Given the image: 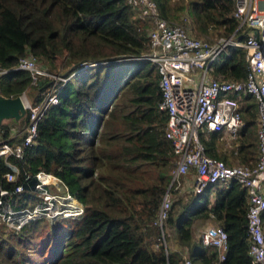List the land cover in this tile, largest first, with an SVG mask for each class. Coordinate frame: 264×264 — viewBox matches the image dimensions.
<instances>
[{
  "label": "trees",
  "instance_id": "1",
  "mask_svg": "<svg viewBox=\"0 0 264 264\" xmlns=\"http://www.w3.org/2000/svg\"><path fill=\"white\" fill-rule=\"evenodd\" d=\"M155 2L167 19L188 15L197 35L228 34L237 23L234 0ZM135 11L128 0H0V65L14 66L31 51L45 67L66 77L56 84L58 102L38 119L35 142L24 146L22 157L8 156L19 168L15 179L5 178L10 168L0 155V186L29 188L33 173L45 169L57 174L85 205L80 217H64L39 241L42 219L0 232V264H179L184 254L196 264H252L246 190L236 180L227 187L208 184L202 192L175 193L164 221L170 229L165 245L155 244L160 228L153 220L175 153L165 136L167 113L158 107L156 63L119 60L149 51L151 25ZM90 62L96 63L83 66ZM212 64V73L222 77L243 78L248 70L245 51L237 46L221 52ZM45 86V81L33 83L24 68L0 75V93L6 95L32 87L37 89L33 101H38ZM240 112L243 124L233 152L241 162L253 163L259 155L253 93L242 98ZM26 122V113L2 120L0 138L22 140ZM221 133L199 131L205 151L230 162L217 147ZM205 218L227 232L220 260L216 247L194 234V222ZM261 218L264 227V211ZM48 244L50 253L45 254Z\"/></svg>",
  "mask_w": 264,
  "mask_h": 264
},
{
  "label": "built area",
  "instance_id": "2",
  "mask_svg": "<svg viewBox=\"0 0 264 264\" xmlns=\"http://www.w3.org/2000/svg\"><path fill=\"white\" fill-rule=\"evenodd\" d=\"M128 1L136 8V13L152 20L148 32L149 51L132 55L129 59L146 58L157 65L161 88L158 107L167 113L165 136L170 139L175 153L170 181L153 220L160 228L155 244L162 241L165 245L164 221L172 203V193L185 174H193V190L196 192H202L208 184L227 187L236 180L246 190L248 253L252 264H264L261 218L264 211V0H234L236 26L228 34L212 39L192 35L180 23L160 15L155 0ZM230 46L245 51L248 70L243 78L212 73L213 61L221 52H229ZM13 67L27 69L33 83H39L42 78L46 95L38 101L24 99L27 122L22 140L9 142L0 139V155L6 159L10 154L22 157L24 146L35 142L38 119L48 105L58 102L56 84L58 79L66 78L58 76L55 82L48 83L45 79L53 75L31 51L22 54L14 66L0 65V75ZM248 93H253L257 101L259 155L253 163H228L205 151L199 131L214 130L235 138L243 124L241 101ZM6 162L10 170L4 173L5 178L15 179L19 171L17 164L8 159ZM24 190L26 194L22 193ZM84 210V203L49 170L35 171L29 188L21 184L13 189L0 186V221L8 228L19 229L34 219L55 221L80 217ZM200 238L204 244L216 247L219 260L225 257L227 232L222 225L208 224L201 231ZM179 264L196 263L184 254Z\"/></svg>",
  "mask_w": 264,
  "mask_h": 264
},
{
  "label": "rangeland",
  "instance_id": "3",
  "mask_svg": "<svg viewBox=\"0 0 264 264\" xmlns=\"http://www.w3.org/2000/svg\"><path fill=\"white\" fill-rule=\"evenodd\" d=\"M176 1H178V0H176ZM181 11H183V10H181ZM180 11V12H181ZM135 14V16H137V17H139L140 19H145V20H147L148 21V23L150 24V25H152V20L149 18V17H147V18H143V17H146V16H140L138 13H134ZM180 14V13H179ZM172 21V22H175V23H180L181 25H183L186 29H187V31L190 33V34H192V35H195V36H198V37H202V38H207V39H212V38H215V37H217L218 35H220V34H217V33H213V34H211V35H209V38L208 37H206V36H204V35H197L196 33H195V31H194V28H191L192 27V23H191V21H190V17L188 16V15H186V14H183L182 16L181 15H179V18H176V19H169V21ZM151 27V26H150ZM192 29V30H191ZM126 59H129V57H121V58H119V60H126ZM40 62V61H39ZM103 62H107V61H103ZM42 65L44 64V63H42V62H40ZM45 66V65H44ZM47 69L51 72V74L53 75V76H49L48 78H46L45 80H47V82L49 83H52V81L53 82H55V80H56V77H58V76H62L59 72V70H52L51 68H49L48 66H47ZM55 75V76H54ZM66 79V78H65ZM49 87V86H48ZM46 90V89H45ZM43 91V94H42V97H44L45 95H46V91ZM37 92V89H35V88H32V87H30V88H28V89H26L25 91H23L21 94H22V96H23V98L24 99H29L30 101H33V99H34V96H35V93ZM3 120H6V119H3ZM1 137V136H0ZM1 139V138H0ZM218 141H219V143H218V145H217V147H218V150H223V151H225L227 154H228V157H229V159H230V162H228V163H238V162H241L239 159H238V157L235 155V153L233 152L234 151V149H235V138H230V137H227L225 134H220V136H219V138H218ZM242 163V162H241ZM175 195V194H174ZM68 218H70V217H68ZM62 219H64V218H59V219H57V220H55V221H47V220H42L41 222H43V223H45V225H43V226H41V229H39L38 230V232H37V235H36V240L37 241H39V240H42V239H44L45 238V236H46V233H47V231L49 230L48 228H53L54 227V224L56 223V222H58V221H60V220H62ZM65 221H63L62 223H64ZM196 223L197 222H199V223H201L202 225H200V227H198V229H197V232L200 234L201 233V231L208 225V224H217V222L214 220V219H212V218H205V219H203V220H196L195 221ZM10 228H8L3 222H1L0 221V232H3V233H9L10 232ZM166 232L167 233H169L170 232V229L169 228H167V226H166ZM171 241V242H170ZM167 242L168 243H170L171 245L172 244H175L172 240H167ZM175 246V245H174ZM49 247H51V244H50V246H49V244H48V246L44 249L46 252H45V254L47 253V252H49V251H47L48 249H49ZM50 253V252H49ZM48 253V254H49ZM35 258H39V257H36L35 256Z\"/></svg>",
  "mask_w": 264,
  "mask_h": 264
},
{
  "label": "water",
  "instance_id": "4",
  "mask_svg": "<svg viewBox=\"0 0 264 264\" xmlns=\"http://www.w3.org/2000/svg\"><path fill=\"white\" fill-rule=\"evenodd\" d=\"M39 79L38 82H42ZM26 113V106L22 94L6 95L0 93V122L6 118L19 119Z\"/></svg>",
  "mask_w": 264,
  "mask_h": 264
},
{
  "label": "crops",
  "instance_id": "5",
  "mask_svg": "<svg viewBox=\"0 0 264 264\" xmlns=\"http://www.w3.org/2000/svg\"><path fill=\"white\" fill-rule=\"evenodd\" d=\"M192 173L188 172L187 174H185L182 178V182L180 185L176 186V188L174 189L172 195L174 196L175 193L179 192L180 194L188 192V191H194L193 190V180H192ZM196 192V191H194ZM172 196V197H173ZM209 198L211 199V201L213 200V194L209 195ZM200 225H202L199 222H194V234L197 236L199 235V233L197 232L198 227H200ZM173 247H175L174 245L176 244H172Z\"/></svg>",
  "mask_w": 264,
  "mask_h": 264
}]
</instances>
